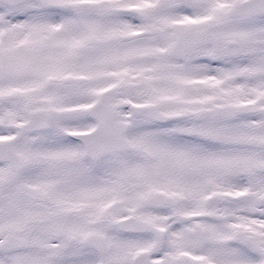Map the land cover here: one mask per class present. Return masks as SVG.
<instances>
[{
    "label": "snow or ice",
    "instance_id": "1",
    "mask_svg": "<svg viewBox=\"0 0 264 264\" xmlns=\"http://www.w3.org/2000/svg\"><path fill=\"white\" fill-rule=\"evenodd\" d=\"M0 264H264V0H0Z\"/></svg>",
    "mask_w": 264,
    "mask_h": 264
}]
</instances>
